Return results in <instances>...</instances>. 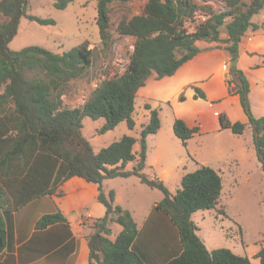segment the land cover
Here are the masks:
<instances>
[{
    "label": "trees",
    "instance_id": "16d2710c",
    "mask_svg": "<svg viewBox=\"0 0 264 264\" xmlns=\"http://www.w3.org/2000/svg\"><path fill=\"white\" fill-rule=\"evenodd\" d=\"M75 1L53 0V3L56 9L65 10ZM120 1L126 0L97 1V25L105 49L112 41L111 5ZM217 1L225 4V11L216 12L211 6L193 0H148L141 15L124 18L116 29L121 36L135 39L126 71L104 80L82 106L67 108L62 97L72 81L86 75L94 61V50L88 42L62 54L37 46L10 50L23 17L44 26L54 25L55 21L28 14L30 0H0V89L4 90L0 94V253L7 247L15 212L34 199L60 196L62 186L79 177L98 185V200L106 208V215L94 221V232L88 237L89 264H147L133 249L139 231L131 212L115 203L114 191L106 193L103 188L105 180L135 176L163 194L156 209L168 215L178 229L183 251L167 264H252L248 257L229 249L209 251L192 220L196 212L216 209L220 203L223 178L216 170L200 165L183 176L181 188L175 194L156 175L145 172L147 137L161 128L158 110L148 106L150 120L139 140L123 136L95 152L82 134L85 118L105 119L102 133L122 123L133 130L138 92L151 77L162 80L174 76L203 51L197 45L199 41L221 43L230 56L227 84L237 87L236 93L253 130L257 159L264 171V117L257 118L253 113L251 85L246 74L231 66L239 58L246 33L264 30V23L253 22L264 11V0ZM198 12L208 18L189 32L186 22ZM223 29L227 39L221 38ZM194 90L196 99L206 100L203 90L196 87ZM185 100L181 95L179 101ZM219 120L221 129L234 135H243L248 126L230 121L226 114H220ZM174 132L187 146L198 129L176 119ZM137 143L141 148L135 153ZM129 163H136L132 170H126ZM64 221L65 217L57 212L42 217L36 228L46 229ZM112 223L122 228L114 241L110 239ZM258 258L264 264V247Z\"/></svg>",
    "mask_w": 264,
    "mask_h": 264
},
{
    "label": "rangeland",
    "instance_id": "374dc122",
    "mask_svg": "<svg viewBox=\"0 0 264 264\" xmlns=\"http://www.w3.org/2000/svg\"><path fill=\"white\" fill-rule=\"evenodd\" d=\"M97 1L76 0L65 10H59L54 6L53 0H30L28 14L54 20L55 24L44 26L23 17L18 34L9 45L12 51L37 46L62 54L84 42L89 43V48L94 50L95 54L93 64L85 76L70 83L69 89L62 97L67 108L82 106L104 80L122 75L126 71L134 50L135 39L121 36L116 29L124 18L141 15L148 2V0H126L111 5L112 41L110 47L105 49L97 25ZM193 1L199 5H209L216 12L226 10L225 4L217 0ZM245 1L249 3L251 0ZM207 18L205 13L198 12L193 20L186 22L185 26L189 32H193ZM229 21L230 18L227 19V22ZM224 32L223 29L222 33ZM209 44L225 46L221 43ZM152 79L156 80V77L153 76ZM3 92L4 90L0 89V94ZM181 95L185 96V93ZM254 103L255 108L252 110L255 116L264 117V106L260 105V100L256 99ZM170 105L171 103L150 102L141 92L136 100L133 130L129 129L126 123H122L115 129L102 133L105 119L85 118L82 134L91 143L95 152L108 147L123 136L139 140L143 127L150 120L148 106L158 110L161 129L147 137V162L157 158L161 164L167 166L177 159H182V165L174 171L178 179L180 174L196 171L198 163L208 162L211 165L209 167L216 170L223 178V193L216 209L198 211L194 216L195 222L199 224L198 226L194 222L199 228V237L209 251L229 249L236 255L248 257L252 264H260L258 253L264 247V171L257 159L256 150L251 147L245 152L244 157L235 159V147L240 136L234 135L230 130H223L224 132L219 136L194 135L190 142L188 141L189 145L184 146L182 140L175 135L174 112ZM243 135L240 139H245L243 143H249L251 146L252 128L246 129ZM140 148V143H137L134 152L138 153ZM149 165L155 172H149V168H146L145 172L159 177L161 171L152 164ZM133 167L132 163L127 165L128 169ZM112 180H107L106 185L113 189L119 188L118 184L125 181L122 178ZM178 186L180 189L181 181ZM172 188L175 190L176 187ZM155 193L162 196L158 190ZM139 209L140 206L136 205L134 220L142 222V212L145 208ZM114 226L116 229L113 227L114 232L110 236L112 241L115 240L118 230H121L120 225Z\"/></svg>",
    "mask_w": 264,
    "mask_h": 264
},
{
    "label": "crops",
    "instance_id": "0c3cea01",
    "mask_svg": "<svg viewBox=\"0 0 264 264\" xmlns=\"http://www.w3.org/2000/svg\"><path fill=\"white\" fill-rule=\"evenodd\" d=\"M256 17L259 19L256 20ZM253 22L264 23V11L256 15ZM221 38H228L226 31L221 34ZM197 45L203 51L185 63L174 76L162 80L151 77L138 94L143 92L150 102L156 104L171 103L174 122L176 119H182L189 128H197L198 133L195 136L221 135L224 131L221 129L220 114H226L230 121L245 123L248 125L247 129L250 128L240 97L236 93L237 87H229L227 84L230 56L224 46L223 49H218L217 45L204 41H199ZM237 68L246 74L250 82L252 109L255 108L256 99L264 106V30H249L243 37ZM195 87L204 91L206 100L195 98ZM181 93H185L184 102L179 101ZM259 116L257 118L261 117ZM238 136L240 137L235 147V159L244 157L251 147L255 149L254 142L249 146V143H243L245 139H240L244 135ZM182 163V159H177L171 165L164 166L155 158L147 162L146 168H149V172H155L149 164L158 168L161 175L157 177L175 194L179 190L178 183H182L185 174H180L178 179L174 171ZM132 164L135 166L136 163ZM198 164L211 166L206 161ZM132 169L126 167V170ZM122 179L125 181L118 184L119 188L108 187L107 180L104 181L103 188L106 193L114 191L115 203L130 211L133 218L136 215V205L140 206V209L145 208L142 212V222L135 219L139 235L133 249L145 258L147 264H167L181 255L183 248L178 229L168 215L156 209V205L164 198L163 194L157 195L156 189L144 185L135 176ZM116 180L117 178L112 181ZM173 186L176 187L175 190ZM62 191L60 196L47 195L34 199L13 214L12 231L7 247L0 253V264H89L88 237L94 232V221L106 215L105 206L98 200V185L74 177L62 186ZM57 212L65 217L64 222L42 230L36 228L42 217ZM197 213L192 216L194 222ZM116 224L110 225L111 232H114L113 227ZM121 230H118L116 237Z\"/></svg>",
    "mask_w": 264,
    "mask_h": 264
},
{
    "label": "water",
    "instance_id": "95a60500",
    "mask_svg": "<svg viewBox=\"0 0 264 264\" xmlns=\"http://www.w3.org/2000/svg\"><path fill=\"white\" fill-rule=\"evenodd\" d=\"M217 48L223 49L222 46H218ZM231 66H232V69L236 70L237 69V60L232 61Z\"/></svg>",
    "mask_w": 264,
    "mask_h": 264
}]
</instances>
